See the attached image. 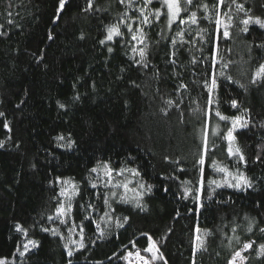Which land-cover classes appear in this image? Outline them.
Instances as JSON below:
<instances>
[{"label":"trees","instance_id":"16d2710c","mask_svg":"<svg viewBox=\"0 0 264 264\" xmlns=\"http://www.w3.org/2000/svg\"><path fill=\"white\" fill-rule=\"evenodd\" d=\"M237 3L264 19V0ZM87 7L88 0H66L62 10L59 0H0V259L127 264L128 252L151 258L144 251L151 237L162 256L152 264H229L253 241L245 264H264L258 255L264 244V83H251L264 63V47H257L264 29L251 25L242 32L245 13L231 0H194L180 18L195 11L198 22L178 19L171 26L165 16L141 23L140 10L154 12L157 0L147 7L144 0H93ZM225 13L233 17L231 36L217 39L215 19L227 22ZM113 25L121 35L107 40ZM140 29L143 43L132 39ZM213 74L218 87L210 94L205 82ZM236 116L248 121L233 134L242 162L229 156L222 131ZM205 133L213 137L206 153ZM201 156L204 186L196 191ZM213 161L230 178L214 170ZM104 163L114 169L110 183L102 168L91 171ZM121 168L139 175L117 174ZM239 173L251 187L224 184ZM72 184L78 193L69 201L60 192ZM69 203L60 215L57 209ZM197 226L211 234L200 233L205 244L194 251Z\"/></svg>","mask_w":264,"mask_h":264},{"label":"snow or ice","instance_id":"6c2138e0","mask_svg":"<svg viewBox=\"0 0 264 264\" xmlns=\"http://www.w3.org/2000/svg\"><path fill=\"white\" fill-rule=\"evenodd\" d=\"M125 0H120V3H124ZM157 2L159 3L160 7L156 8L154 12H146L144 8H142L140 10L141 12V23L142 24H150L152 21L149 19V16H153L155 19L159 20V18L161 16H165L167 18V23L169 26H171L176 20H180L181 24H196L198 22V17H197V12L192 11L190 13V15L188 16V18L185 19H181V12H187L188 11V7H186L187 5H192L194 0H157ZM65 3L66 0H59V9L58 10H62L65 7ZM129 3H131V0H129ZM145 3V7L152 5L153 4V0H144ZM219 3L221 5H223L225 3V0H219ZM232 4H235L236 6V11L237 12H244L245 13V18L242 19L240 21L241 24H243V28L241 29L242 32L244 33H248L249 32V28L251 25H256L261 29H264V19H262L261 17L258 16H252L249 15V11L250 10H245V7L243 4L237 3V0H231ZM199 6V5H198ZM208 5L207 4H203V8L205 11L208 10ZM213 7H215V4L213 5ZM93 8V0H88V7L85 9V11H88L90 9ZM220 13H216V16L219 17ZM227 22H225V20H222L220 18H216L215 19V24H216V31H217V39H220L221 36L224 39H228L231 36V33L229 31V28L231 26V22H232V15L231 13H225L224 14ZM205 19H208V17H205ZM129 27V31H132L131 26ZM221 27L223 28L222 34L220 32ZM121 35V30L120 27L118 25H113L111 27L108 28V35H107V40H112L114 36H119ZM49 39H52V36L49 35L48 37ZM133 40H137L139 39V41L141 43H143V39H144V33H143V29H140L139 32L137 34H133L132 36ZM101 43H103V41H101ZM175 43V42H174ZM257 47H264V44L261 45H257ZM136 49L134 48L133 51H135ZM109 51H111V49H109ZM216 53L219 54V49L217 47L216 49ZM140 57L141 60L143 61L144 57H145V51L142 49L140 50ZM173 55H175V53H173ZM174 62V61H173ZM213 63L215 64V56L213 57ZM228 67V62L223 63L222 68H227ZM221 75L224 76L225 80L231 81L232 78L231 76H227L224 75L223 72H221ZM258 82L260 83H264V63H260L258 65V67L256 68L254 75L252 77L251 83L253 84H257ZM182 87H186L184 85H182ZM205 87L208 89V92L211 94L217 87V79L215 77V74H213V77L211 79V83L209 84L207 81L205 82ZM241 87H243V85H241ZM209 103H213L214 101L210 98ZM167 103L171 104L172 101H168ZM63 107V105H61ZM231 106L233 108L237 107V101L236 100H232L231 101ZM0 115H3V113H0ZM216 115L219 116L220 120L223 121H228L229 117H226L224 115H222L219 111L216 112ZM232 123V128L229 129V131L227 132V136L226 139L229 141V148H228V154L229 156H237L238 157V161H244L245 157L241 154V150L237 147V148H233L232 146V142L235 140V136L233 135V132L236 130L237 127H242V128H247L248 127V121L244 120L243 117L241 116H236L235 118H233L231 120ZM5 127H7V125H5ZM58 139H63V137H59ZM207 134L205 133V137H204V148H205V153L207 150ZM3 145L0 144V147H2ZM197 163L201 166L200 167V188L196 189V191H201L203 189L204 186V168L203 165L205 164V159L204 156H201L200 159L197 161ZM212 167L214 168V170L218 171V172H225L227 173L229 176L232 175L231 172H228V169L226 167H221L217 164L216 161L212 162ZM98 168H102L104 175L106 177L109 178V183L111 182L112 179V173L114 171V169L112 167H110V165L108 163H104L102 165H98V167H94L91 169L92 172H97ZM124 171H128L133 173L134 175H139L138 172H136L135 169H123L121 168L119 170V172L117 174H122ZM236 181L235 184L228 182L227 180L224 182V184L227 187H234L237 189H241L245 186L247 187H251V182L249 181V179L243 175V173H239L238 175L233 177ZM65 185H68L71 183V181H64L63 182ZM185 184H189L191 183L190 181H185ZM209 185L215 184L216 187H221L222 185L217 182L216 180H210L208 181ZM97 185L96 184H92V187L95 188ZM115 187H119L120 185H114ZM124 188H127V184L123 185ZM141 188L144 187V185H140ZM149 190L151 189V186H148ZM166 190V189H165ZM191 190L188 188H185V196L188 195V193ZM78 193V189L76 187L75 184L71 185V190H69L68 188H62L60 195L61 196H65L69 199V201H71L72 197L74 195H76ZM116 193H113V196H115ZM198 199V198H197ZM105 203H107V200H105ZM137 206L139 207V203L137 204ZM71 209V204L69 203V205L67 207H65L63 204L57 209L58 213L60 215H66L68 211H70ZM107 215V213L105 214ZM177 215H179V213H177ZM127 220V218H125V221ZM62 223L64 221H61ZM120 227H122L123 225H118ZM96 227L99 229V224L96 225ZM18 231H22V229L18 226L17 227ZM235 228H233V231L235 232ZM45 231H47V229H45ZM197 235H196V241H197V246L194 249V251L196 250H200L204 247L205 241L204 239H202L200 233H203L205 236L211 234L210 231L208 229H201L199 226L196 227L195 229ZM248 231H252V225L251 223L249 224L248 227ZM259 231L261 233H264V227H261L259 229ZM149 241H151V243L149 244V247L145 248L144 251L145 252H150L152 253L151 258H145L144 256H142L140 254V251H137L135 253L132 252H128L127 256L123 257V259L127 260L129 262V264H132V260L131 258L133 256H135V260L137 262V264H152L153 261L162 258V256H158V248L156 247V244L154 241L151 240V237H148ZM238 239V237H237ZM71 243L76 244V241H71ZM255 242H248L245 243L243 245L242 250L240 251H236L233 256L232 259L229 261V264H237V261H240V264H243L244 261L247 260V257L242 255V252L247 251L249 249H252L253 244ZM29 244H32L33 247H36L37 244L35 241H29ZM84 243L83 240L81 239V241L79 242V248L82 249L84 248ZM26 250H28V245L24 246ZM65 247H67V245H65ZM72 251L70 250L68 252L69 256H72ZM21 255H23V253H21ZM258 255L260 256H264V244H261L259 246V252ZM0 264H7L6 259H0ZM69 264H71V262H69Z\"/></svg>","mask_w":264,"mask_h":264},{"label":"rangeland","instance_id":"374dc122","mask_svg":"<svg viewBox=\"0 0 264 264\" xmlns=\"http://www.w3.org/2000/svg\"><path fill=\"white\" fill-rule=\"evenodd\" d=\"M177 21V20H176ZM218 127V126H217ZM239 128V127H238ZM220 129H221V127H218V131H217V133L220 131ZM223 131V134L225 135V136H227V132L229 131L228 129H223L222 130ZM235 132V131H234ZM234 132H233V134H234ZM207 136H208V143L209 142H211L213 139V137L211 136V134L209 135V134H207ZM232 144H233V142H232ZM222 173V175H224V178H230V176L227 174V173H225V172H221ZM234 177V176H233ZM230 182H232L233 184H235L236 183V181L234 180V179H232ZM245 252V251H244ZM244 252H242V255H243V253ZM237 264H240V261L238 260L237 261ZM243 264H245V261L243 262Z\"/></svg>","mask_w":264,"mask_h":264},{"label":"built area","instance_id":"2783aa9c","mask_svg":"<svg viewBox=\"0 0 264 264\" xmlns=\"http://www.w3.org/2000/svg\"><path fill=\"white\" fill-rule=\"evenodd\" d=\"M131 260H132V264H134V262L136 261L135 260V256H133L132 258H131ZM126 262H127V264H129V262L126 260Z\"/></svg>","mask_w":264,"mask_h":264},{"label":"bare ground","instance_id":"6f19581e","mask_svg":"<svg viewBox=\"0 0 264 264\" xmlns=\"http://www.w3.org/2000/svg\"><path fill=\"white\" fill-rule=\"evenodd\" d=\"M134 264H137V262L135 261Z\"/></svg>","mask_w":264,"mask_h":264}]
</instances>
